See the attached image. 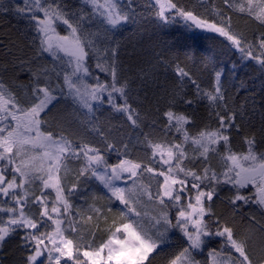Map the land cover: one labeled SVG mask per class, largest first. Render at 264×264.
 <instances>
[{
  "label": "snow or ice",
  "instance_id": "1",
  "mask_svg": "<svg viewBox=\"0 0 264 264\" xmlns=\"http://www.w3.org/2000/svg\"><path fill=\"white\" fill-rule=\"evenodd\" d=\"M222 2L226 8L264 26V0ZM82 4L86 8L79 12L72 11L65 0H23V6L15 8L34 29L38 43L37 56L20 65L30 73L26 87L18 93L0 80V249L18 235L23 252L20 264H145L152 253L163 250L169 228H175L186 244L167 264H200L196 253L215 238L228 251L227 259H219L221 252L210 250L212 264H255L250 250L258 243L264 254V211L260 220L255 213L248 214L251 235L241 238L213 210L221 193L227 194L225 199L234 212L251 205L264 209V152L258 151L255 136L244 138L245 151L232 149V131L239 132L238 113L228 107L222 72H215L213 87L205 90L189 71L175 65L173 71L180 88L171 90L168 107L159 114L163 121L159 136L141 133L143 139L136 140V144L143 145L146 161L128 157L130 146L135 148L131 138L127 143L121 141L123 153L107 138L103 150L86 138L79 142L72 138L78 134L74 125L82 110L94 117L106 105L126 117L133 128H140L142 120L132 103V82L119 78L118 43H106L107 37L101 40L85 23L86 19L99 17L109 32L128 22L129 12L120 0H82ZM11 7L0 0L3 11ZM149 7L164 23L178 16L198 29L225 37L243 58L256 60L264 67V32L247 40L232 31L231 18L225 13L217 12L219 22H210L174 0H154ZM58 24L66 26V34L57 31ZM44 54L61 66L48 69L40 65L39 58ZM93 59L95 68L110 79L101 80L92 70ZM159 68L166 66L158 61L141 69L144 82L158 77ZM185 83L194 86L197 100L206 101L214 109L210 112L214 126L191 131L195 115L188 109L195 101L182 93ZM62 100L71 101V111L58 117L61 131L54 133L47 128V118ZM89 127L103 137L91 119ZM105 151H115L123 158L109 164ZM213 160L219 167L213 166ZM72 161L83 163L74 170L71 184L66 185ZM144 173L152 174L155 191L136 190L137 178ZM89 176L107 190L100 198L106 197L110 203L118 201L126 209L116 210L118 219H113L107 238L98 245L84 242L81 224L85 218L107 220L103 209L95 205L77 208L72 202L81 188V178ZM128 180L132 181L128 187L116 183L127 184ZM142 195L161 206V214L153 218L155 231L146 230L138 219L141 212L135 205ZM164 209H175V223ZM108 211L113 209L109 206ZM88 236L94 237V233L89 231Z\"/></svg>",
  "mask_w": 264,
  "mask_h": 264
},
{
  "label": "trees",
  "instance_id": "2",
  "mask_svg": "<svg viewBox=\"0 0 264 264\" xmlns=\"http://www.w3.org/2000/svg\"><path fill=\"white\" fill-rule=\"evenodd\" d=\"M178 6L192 10L198 16H203L210 22H219L217 12H223L230 16L231 29L237 35L243 36L247 40L260 32H264V26L254 19L228 9L222 0H174ZM71 10L79 12L86 8L82 0H65ZM124 10L130 14V20L122 23L116 29L109 32L105 31L99 17L86 19L85 23L89 31L99 35L101 40L107 37L108 42L118 43V65L119 78L131 81L132 103L141 113V127L133 128L126 117L119 113L112 112L105 105L94 117L87 115V110H82L78 114L74 129L78 134L73 135V139L79 142L86 138L89 142L101 147L103 150V140L107 138L110 143H115L123 153L121 141L127 143L129 138L135 148L131 147L128 157L133 160L146 161L147 157L142 150V144H136L137 138L141 140V133L151 134L154 138L159 136V130L163 128V121L160 120V113L168 107L171 100L169 93L173 89L180 88L177 78L174 75L175 65H180L189 71L200 86L209 90L214 85L215 72H222V83L227 97L228 107L238 113L237 123L239 132L232 131L231 147L236 152L245 151L244 138L255 136L258 151L264 152V67L256 60L242 57L239 50L234 48L225 37L217 33L198 29L191 22H185L178 16L168 23L159 20L153 8L149 7L154 0H120ZM5 4L11 5V10L3 11L0 9V80L10 89L20 92L21 87H26L30 83V73L27 68L22 69L21 63L32 61L37 56L36 33L31 28L29 22L15 11L17 6H23V0H5ZM130 5V7H129ZM88 15V12H85ZM169 15H172L169 13ZM60 34H66V26L57 25ZM67 58L65 57V60ZM158 61L163 62L166 68H159L158 77L150 78L144 82L141 77V69H147L156 65ZM38 63L48 69L55 65L60 67L58 61H54L50 56L44 54L39 58ZM92 70L101 80L110 79L104 73L95 68V60L91 62ZM154 81V82H153ZM182 93L188 98L194 99V105L188 109L194 113L195 121L191 126V131L205 125L214 126V118L210 116V109L206 101L196 99L195 88L190 83H185ZM71 101L62 100L55 109L52 110L47 120L48 130L58 133L61 128L58 125V117L71 111ZM93 120L96 126L103 133V137L89 127V120ZM157 121L155 126L153 122ZM175 135V133H173ZM105 159L109 164H115L119 158L115 151H105ZM83 161H72L69 163V173L65 179V184L70 185L74 179V170ZM214 167H219L216 160L212 161ZM158 167V165H157ZM151 173H144L137 178V191L143 192L148 189L155 191V180L151 179ZM132 181H128L124 187L130 186ZM81 188L76 196L72 197L74 207H87L95 205L103 209L107 220L101 218L99 221L85 220L82 222L83 229L81 235L86 237L85 243L98 245L107 238L108 229L112 227V221L116 217V210H125L123 205L113 200L111 203L105 198H100L101 194L107 190L95 177L81 178ZM226 193H221V198L213 204L214 212L227 221L233 227L238 237L249 232L248 214L255 213L257 220L261 219L260 213L264 209L256 205L241 208L236 212L227 204ZM96 197V198H94ZM109 206L113 209L108 211ZM141 212V220L146 230L155 231L152 227L153 218L161 214V206L155 201H149L146 195L140 197V202L135 205ZM169 218L175 223V209H164ZM94 233L88 236V232ZM77 240L80 239L76 234H72ZM168 240L162 246L163 250L155 253L145 264H167L168 259L177 253L186 241L178 229L169 228ZM20 237H11L0 249V264H20L23 259V252L19 243ZM219 250V259H227V249L219 238L212 239L205 247V254L196 253V258L200 264H212L213 257H209L210 250ZM250 254L255 264H260L264 259L258 243H254Z\"/></svg>",
  "mask_w": 264,
  "mask_h": 264
},
{
  "label": "rangeland",
  "instance_id": "3",
  "mask_svg": "<svg viewBox=\"0 0 264 264\" xmlns=\"http://www.w3.org/2000/svg\"><path fill=\"white\" fill-rule=\"evenodd\" d=\"M61 56H63V54H62V53H61ZM100 171H103V169H100ZM128 181H131V180H128ZM128 181H127V182H128ZM116 183H117V184H118V186H120V187H124V185H125V183H124V182H122V181H117ZM205 247H206V246H205ZM159 250H160V249H158V250H157V252H158ZM205 251H206V250L204 249V250L202 251V253H204V254H205ZM154 254H155V253H152V254L149 256L148 260H149V259H150V257H151V256H153ZM209 257H210V256H209ZM146 262H147V261H146ZM146 262H145V263H146Z\"/></svg>",
  "mask_w": 264,
  "mask_h": 264
}]
</instances>
